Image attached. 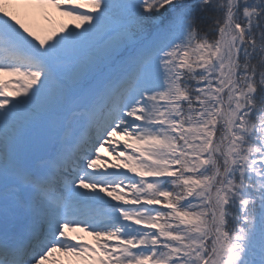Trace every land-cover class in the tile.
Instances as JSON below:
<instances>
[{
	"label": "snow or ice",
	"instance_id": "1",
	"mask_svg": "<svg viewBox=\"0 0 264 264\" xmlns=\"http://www.w3.org/2000/svg\"><path fill=\"white\" fill-rule=\"evenodd\" d=\"M0 264H264V0H0Z\"/></svg>",
	"mask_w": 264,
	"mask_h": 264
},
{
	"label": "rangeland",
	"instance_id": "2",
	"mask_svg": "<svg viewBox=\"0 0 264 264\" xmlns=\"http://www.w3.org/2000/svg\"><path fill=\"white\" fill-rule=\"evenodd\" d=\"M11 13L17 14L19 18L25 22L30 28L36 31L41 36H46L49 31L52 29L59 30L61 24L67 26H74L76 23L74 20L68 17H62L59 13H56L54 10L49 9L52 13V20L45 21L42 16H34V17H26L23 15L24 9L20 6H10L8 9ZM5 80H15L16 77L5 76L3 77ZM114 139H120L119 137H115ZM102 155L105 158L110 159L107 152H103ZM70 235H84L83 233H69ZM85 239L91 242V238L85 236Z\"/></svg>",
	"mask_w": 264,
	"mask_h": 264
}]
</instances>
